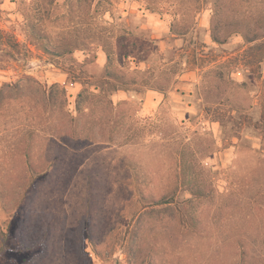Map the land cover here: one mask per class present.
Segmentation results:
<instances>
[{
    "label": "rangeland",
    "instance_id": "374dc122",
    "mask_svg": "<svg viewBox=\"0 0 264 264\" xmlns=\"http://www.w3.org/2000/svg\"><path fill=\"white\" fill-rule=\"evenodd\" d=\"M57 1L42 17L48 32L103 38L124 79L101 81L102 46L38 50L26 26L35 0H0V88L30 78L0 101V227L12 247L0 264H264V38L216 44L212 14H195L194 0L179 37L144 1L113 0V16L99 18ZM254 2L258 17L264 0ZM8 38L30 52L14 55ZM54 84L67 108L44 96ZM184 162L208 196L187 194Z\"/></svg>",
    "mask_w": 264,
    "mask_h": 264
},
{
    "label": "trees",
    "instance_id": "16d2710c",
    "mask_svg": "<svg viewBox=\"0 0 264 264\" xmlns=\"http://www.w3.org/2000/svg\"><path fill=\"white\" fill-rule=\"evenodd\" d=\"M143 2L145 9L153 13H167L171 16L172 20L170 22V33L175 36H184L191 31L190 22H184V18H188L189 14L185 11L184 6L191 4V0H137ZM188 1V2H187ZM194 0L195 14L201 13V11H210L212 14V37L213 41L216 44H225L232 36H242L246 39L248 43H255L258 40L264 38V13L260 14L258 17L254 12V0ZM57 0H49L48 3L44 1L35 0L33 10L36 20L28 21L26 23L29 37L38 50L48 54L50 56L64 57L67 55H72L77 51H85L86 49L96 48L97 46L104 47V51L107 54V65H106V74L101 80L105 84H110L112 81L123 80V75L121 71L115 70L116 62H119V57H116L109 48L106 46L103 38H76L74 42L67 41L66 39H59L53 37L48 30L45 28L42 17L47 13L50 14L53 12V7L57 5ZM67 6L75 11V8H78V11L81 14V9H87L88 11H93L94 14H99L100 17H105L108 14H111L108 6H113V0H66ZM188 3V4H187ZM231 3V4H230ZM193 8V7H192ZM188 9V8H187ZM183 11V12H182ZM113 16V14H111ZM233 17H236L234 20ZM197 23L194 22V25ZM9 36L8 33H4L0 28V42L4 43L6 37ZM8 42L12 44V51L15 50L14 55H21L22 51L30 52L28 46L18 42L11 41L8 38ZM103 43V44H101ZM23 48V49H22ZM93 50V49H92ZM30 78H23L14 83H6L0 88V101H6L10 98V95L7 96L12 90L21 91L23 83ZM95 81V80H94ZM98 81V80H97ZM205 85V82H204ZM118 90V89H117ZM92 95V91L88 88L78 95L77 99V113L76 117H73L71 121L76 123L79 119V115L83 116L84 102ZM44 96H47L49 100H55L57 98L63 97L64 103L63 106L67 108L69 104L68 92L65 87L60 84H54L52 86L46 87L44 89ZM112 104V99L109 100ZM53 102V101H52ZM219 107V106H218ZM208 112H212L214 109L213 106L208 108ZM214 115L216 116L213 120L214 123H219L222 128H225L227 125V116L223 118L219 114V108H215ZM69 115L73 116L72 112H68ZM222 117V118H221ZM230 120L232 119L231 116ZM80 120V119H79ZM229 120V119H228ZM240 130L243 127V121H240ZM78 124H76L77 128ZM74 138L77 139V130H74L72 134ZM27 164L32 170L36 169L34 161L30 153L27 154ZM182 175L184 176V183L186 192L188 195H191L192 199H200L204 196L209 195V191L203 189V186L196 180L190 177L191 173L188 169L186 163L182 164ZM190 177V178H188ZM191 199V201H192ZM190 201V202H191ZM188 208V206H186ZM193 216V215H191ZM197 227V225H195ZM12 247L8 243V234L0 227V258L5 255L7 252L12 251ZM248 256V252L243 247V259L245 260ZM245 263V262H244Z\"/></svg>",
    "mask_w": 264,
    "mask_h": 264
}]
</instances>
